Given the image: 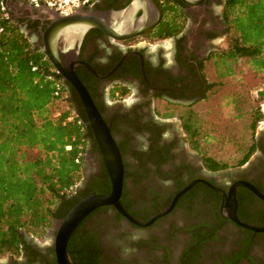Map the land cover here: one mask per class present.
I'll return each instance as SVG.
<instances>
[{"label": "flooded vegetation", "instance_id": "af4514ba", "mask_svg": "<svg viewBox=\"0 0 264 264\" xmlns=\"http://www.w3.org/2000/svg\"><path fill=\"white\" fill-rule=\"evenodd\" d=\"M130 2L96 0L88 8L119 10ZM156 2L160 20L141 36L115 40L90 29L77 60L98 77L83 66H76L74 73L119 152V204L131 220L145 223L167 209L191 181L198 182L147 226L135 225L111 206L96 208L69 237L67 252L75 264H264V200L244 186L231 191L242 182L264 197V109L258 105L251 110L249 143L229 168L202 157L195 137L186 131L192 125L193 134L198 133L196 107L234 72V62L224 60L231 46L225 0ZM3 3L9 21L39 49L45 17L26 0ZM62 85L72 113L85 118L81 178L71 194L75 204L92 188L107 194L110 185L82 104L68 83ZM240 100L237 93L231 95V107L237 109ZM164 115L176 117L172 121ZM210 162L224 166L210 167ZM104 177L108 191L102 192ZM65 212L58 209L57 218ZM51 224L45 235L52 238ZM21 233L20 254L5 256L0 264H56L51 240L38 245L29 233Z\"/></svg>", "mask_w": 264, "mask_h": 264}, {"label": "trees", "instance_id": "16d2710c", "mask_svg": "<svg viewBox=\"0 0 264 264\" xmlns=\"http://www.w3.org/2000/svg\"><path fill=\"white\" fill-rule=\"evenodd\" d=\"M224 12L231 38L224 60L246 59L264 83V0H225ZM2 13L0 257H17L22 231L42 237L58 209L65 208V216L77 203L71 194L81 178L85 118L72 113L60 77L43 52ZM57 87L58 97L53 95ZM258 96L264 98V92ZM190 126L186 131L194 137ZM209 166L224 165L210 162ZM104 188L108 191L105 177L99 189L104 192Z\"/></svg>", "mask_w": 264, "mask_h": 264}, {"label": "water", "instance_id": "95a60500", "mask_svg": "<svg viewBox=\"0 0 264 264\" xmlns=\"http://www.w3.org/2000/svg\"><path fill=\"white\" fill-rule=\"evenodd\" d=\"M34 10L48 21L45 29L40 32L41 47L39 51L43 52L46 60L60 77L61 83H68L77 94L85 113V125L90 128L92 139L98 148L110 185L107 194H93L84 197L63 218L52 221L49 233L53 234L51 243L55 263L75 264L67 252L66 244L77 225L93 210L111 206L135 225L147 226L154 219L168 212L177 197L198 181H191L182 188L172 198L167 209L159 212L145 223L140 224L131 220L119 204L123 174L119 152L109 134L108 127L102 121L74 73L76 66H83L95 77H98L89 66L77 60L81 40L90 29H99L115 40H128L141 36L153 29L160 20L161 10L156 0H131L125 8L119 10L77 9L68 16H59L44 7ZM138 12L140 15L136 16ZM240 186L251 189L264 200L261 194H258L246 183H235L231 187V191Z\"/></svg>", "mask_w": 264, "mask_h": 264}, {"label": "rangeland", "instance_id": "374dc122", "mask_svg": "<svg viewBox=\"0 0 264 264\" xmlns=\"http://www.w3.org/2000/svg\"><path fill=\"white\" fill-rule=\"evenodd\" d=\"M165 41L161 44L165 45ZM234 72L222 79L220 87L207 95V99L199 104L193 116V123L199 124L198 133L194 135L198 145V153L202 157H209L217 162L224 163L226 167L234 165L241 155V150L249 142L247 123L251 110L260 105L264 109V98H259L258 90L264 88L259 73L254 71L246 59H238L232 65ZM207 71L210 72L208 66ZM213 78L208 73V78ZM237 93L242 100L239 107H231L229 98ZM60 108L65 109L63 104ZM167 118L174 115H164ZM163 116V117H164ZM191 118V117H190ZM176 125V124H175ZM258 129V128H256ZM257 131V130H256ZM52 238L49 235L34 237L33 241L38 245L47 244ZM8 256V255H6ZM5 256L0 257V262Z\"/></svg>", "mask_w": 264, "mask_h": 264}, {"label": "built area", "instance_id": "2783aa9c", "mask_svg": "<svg viewBox=\"0 0 264 264\" xmlns=\"http://www.w3.org/2000/svg\"><path fill=\"white\" fill-rule=\"evenodd\" d=\"M28 5L33 9H39L44 7L48 10L53 11L59 16H68L77 9H85L91 7L96 0H26ZM0 10L2 18H7V14L4 10L3 0H0ZM55 72V71H54ZM53 95L58 97V87L54 90ZM75 162H77L75 160Z\"/></svg>", "mask_w": 264, "mask_h": 264}]
</instances>
